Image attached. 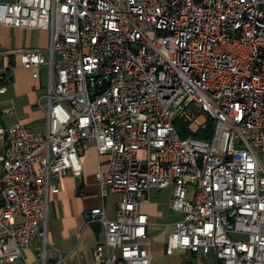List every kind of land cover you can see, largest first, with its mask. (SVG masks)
Returning a JSON list of instances; mask_svg holds the SVG:
<instances>
[{
    "label": "built area",
    "instance_id": "built-area-1",
    "mask_svg": "<svg viewBox=\"0 0 264 264\" xmlns=\"http://www.w3.org/2000/svg\"><path fill=\"white\" fill-rule=\"evenodd\" d=\"M0 24L51 39L0 51V95L18 65L50 76L45 130L0 126V264L31 248L33 264L64 262L50 204L92 147L103 203L85 216L104 239L87 264H152L141 207L153 187H171L183 215L168 254L264 264V0H0Z\"/></svg>",
    "mask_w": 264,
    "mask_h": 264
},
{
    "label": "crops",
    "instance_id": "crops-1",
    "mask_svg": "<svg viewBox=\"0 0 264 264\" xmlns=\"http://www.w3.org/2000/svg\"><path fill=\"white\" fill-rule=\"evenodd\" d=\"M50 34L44 30L19 29L0 24V51L20 49L48 50ZM50 88L49 68L43 67L39 77L33 71L15 69V81L4 95H0V126H9L23 121L35 131L46 129L47 95ZM5 111H9L8 113ZM17 120V121H16ZM85 156V172L81 181L70 176L62 181L61 192L54 196L47 222L50 245L64 258L62 264H87L93 261V250L103 241L104 227L100 224L87 225L85 212L103 203L99 188L94 180L99 161L95 147ZM172 188H151L149 201L141 210L149 217L148 237L152 242V264H222L215 256L207 258L186 251L167 253V241L174 224L183 215L169 208ZM119 195H112L104 202L107 216L115 218ZM25 261L17 264H33L36 260L33 248L24 251ZM58 259V258H57Z\"/></svg>",
    "mask_w": 264,
    "mask_h": 264
},
{
    "label": "trees",
    "instance_id": "trees-1",
    "mask_svg": "<svg viewBox=\"0 0 264 264\" xmlns=\"http://www.w3.org/2000/svg\"><path fill=\"white\" fill-rule=\"evenodd\" d=\"M178 131L180 132V135L182 137H187L189 135L188 130L186 129V126H184L181 123H177ZM197 137H206L203 133L196 134Z\"/></svg>",
    "mask_w": 264,
    "mask_h": 264
},
{
    "label": "water",
    "instance_id": "water-1",
    "mask_svg": "<svg viewBox=\"0 0 264 264\" xmlns=\"http://www.w3.org/2000/svg\"><path fill=\"white\" fill-rule=\"evenodd\" d=\"M57 257H58V255L56 253L52 254L51 257H50V261H49L50 264L56 263Z\"/></svg>",
    "mask_w": 264,
    "mask_h": 264
},
{
    "label": "rangeland",
    "instance_id": "rangeland-1",
    "mask_svg": "<svg viewBox=\"0 0 264 264\" xmlns=\"http://www.w3.org/2000/svg\"><path fill=\"white\" fill-rule=\"evenodd\" d=\"M1 1H9V0H1ZM16 121H17V120H16ZM89 152H90V151L87 152V154H86L87 156H88ZM234 237H236V238H240V239H244L243 236H237V235H234ZM49 243H50V242H49ZM35 261H36V260H34V262H35Z\"/></svg>",
    "mask_w": 264,
    "mask_h": 264
}]
</instances>
